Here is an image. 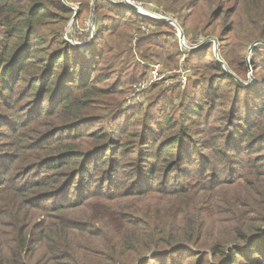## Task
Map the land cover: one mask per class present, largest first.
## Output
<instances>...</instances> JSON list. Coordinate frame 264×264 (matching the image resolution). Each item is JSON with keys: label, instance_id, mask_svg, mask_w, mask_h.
I'll return each mask as SVG.
<instances>
[{"label": "trees", "instance_id": "obj_1", "mask_svg": "<svg viewBox=\"0 0 264 264\" xmlns=\"http://www.w3.org/2000/svg\"><path fill=\"white\" fill-rule=\"evenodd\" d=\"M78 1L81 6L75 10L61 0H0V26L7 28L0 42V109L7 111L0 119V264H157L160 256L182 250L196 264H241L237 258L264 264V156L259 157L264 91L250 93L214 60L204 69L212 76L206 102L199 99L188 109L180 105L186 118L203 116L208 124L222 105L219 101L229 102L233 92L238 105L227 109L231 114L224 118L227 132L236 137L228 154H220L223 149L212 138L193 141L195 130L168 114L164 129L180 128L157 146L145 140V128L131 134L135 110L123 130L136 140L115 136L110 122L113 133L104 128L79 131L96 104L120 92L101 86L115 72H96L94 61L65 39L64 25L75 14L79 18L86 8L94 10L93 42L101 44L108 37L114 43L107 45L113 54L107 69L122 57L130 59L131 32L139 24L158 32L140 37L137 48L155 45L166 61H175L181 51L168 20L147 17L123 2L94 0L93 6V0ZM156 3L171 18L168 13L179 14L184 35L190 23L187 32L217 36L222 59L235 73L245 70L242 51L264 41V0ZM50 18H58V28L49 37L38 36L42 26L52 23ZM172 38L179 50L173 45L170 52L166 48ZM260 46L264 44L254 52ZM201 49L200 56L210 57L208 45ZM99 56L94 57L97 63L103 58ZM20 84L26 94L17 93ZM243 93L249 96L244 102ZM35 97L33 113L19 116L29 109L21 101ZM47 99L52 101L44 108ZM111 104L118 109L121 99ZM204 109L208 112L201 115ZM181 143L191 145L184 149ZM207 147L213 148L209 154ZM184 160L186 173L174 176ZM107 165L117 166L121 174L137 169V176L92 178Z\"/></svg>", "mask_w": 264, "mask_h": 264}, {"label": "rangeland", "instance_id": "obj_2", "mask_svg": "<svg viewBox=\"0 0 264 264\" xmlns=\"http://www.w3.org/2000/svg\"><path fill=\"white\" fill-rule=\"evenodd\" d=\"M113 2H122L125 0H112ZM127 1V0H126ZM130 1V0H129ZM133 1V0H131ZM130 1V2H131ZM159 2V0H156ZM156 1H146V2H137V5H140L145 11H150L152 13L157 14H163L166 17L173 19L177 22L178 27L184 34L183 25L181 24V19H179L178 13H168L171 16H174V18H171L167 14H165L163 8L159 6ZM62 4L65 7H71L75 10H78L81 6L80 1L78 0H61ZM136 2V1H135ZM91 4V3H90ZM126 4V3H125ZM95 5V2L93 0V6ZM136 5V3H135ZM91 8H86L85 12H82V15L78 18L75 14L73 18L65 23L64 25V31H65V39L72 43L73 45H76L80 48L82 53L85 54L86 58L90 61H94L96 69L95 71L101 72V74L109 73L110 75L112 72H115L114 75H111L110 79L108 81H105L101 83V86H105L107 88H112L114 90H117L120 93H117L116 95L109 96L108 99L109 102L101 101V103L96 104V107L91 110L92 114L84 119L80 125H78L79 131H84L86 133L92 132V131H99L101 129H105L108 132L113 133V128L109 125V122L112 126H115L114 135L118 136V138L122 137V139L125 141L127 138H130V140H136L137 137L130 136L127 137L124 134L125 125L127 123V120L130 118H133L132 116V110H135V116H134V124L129 128V130L133 131L131 134H137L135 132L142 130V128L146 129L145 132V140L150 141V143H155L154 146L158 145V142L160 140H164L170 136V134L176 133L177 130L180 128L178 126L177 128L173 130H166V126L164 129L165 117L168 114L169 116H172L173 119L184 122L185 124H188L190 128L195 130V133L192 134L193 141L198 138H204L209 139L212 138L214 141L219 144V149H223L220 154H228L232 152V145L231 142L236 138L233 135V132H227L228 127L226 118L229 117L231 114L230 110L227 111L231 106H237L238 104H233V92L231 91L229 93L230 101L227 102L225 100H220L219 102L222 104L218 111L213 114V118L210 121V123L205 124L203 120V116H200L201 118L197 119H191V117L186 118V116L189 115H183V109L181 111L180 105L183 106V108L188 109L191 107V105H195L197 101L200 99V102H206L207 100V94H208V82L209 79L212 77L209 72H204L205 66L208 64H211L215 61L217 63L223 62L225 64L224 69L228 72H230L235 79L239 81V83L243 86L249 87L250 93L257 92V91H264V47L260 46V49H256L254 52V49L250 53L251 47L256 44V47L259 45H263L261 41H257L253 43L249 48L242 51L241 56H243L245 59L244 61V68L245 70L242 72L235 73L230 67L223 61V57L221 55V47L219 40L217 36L213 35L211 38H208L207 36L204 37L201 34L195 35L189 29L190 23L186 26V34L184 35V40L187 42V44L190 46L188 49H184L182 46V42L180 40L179 32L177 31V27L173 25V29H175V36L178 37V43L180 48V56L177 57L172 61H166L165 58L162 56H159L157 54H160V49L157 48L155 45L150 44H144L142 46V49L137 48L138 40L140 37L145 36L147 34H152L154 32L157 33L158 29L156 28H150L148 25L145 24H139L134 30L131 32V57L130 59H125V57H122L116 65L112 69H107L106 64L110 59H112V52L109 51L110 46H107L108 44H114L111 42V38L105 37L101 40L100 43H94V37H95V31H96V24H95V13L94 10L90 12ZM83 11V10H82ZM181 12V11H180ZM187 10L184 9L182 11V14H186ZM139 13V12H138ZM177 17V18H176ZM184 19V18H183ZM52 23L50 25L42 26V29L38 31V36L43 37H49V34L51 36L52 29L58 28V26L55 27V24H58V18H50ZM56 21V23H55ZM191 29V28H190ZM7 30L6 27L0 26V42L5 37V31ZM186 36V37H185ZM160 40H162L160 38ZM116 42L119 41L117 38L115 40ZM209 42L208 44H205ZM175 39H169L168 46L166 49L172 52L171 50H174L172 47L175 46V49H178V44H176ZM216 43H218V57L215 53V46ZM177 45V46H176ZM201 45V46H200ZM208 45L211 49V55L210 57H205V55L200 56L202 54L199 53V51H202V47ZM197 46H200L197 48ZM192 48V49H191ZM197 48V49H193ZM101 50V51H100ZM104 50V51H103ZM207 50V48H206ZM187 51H195L194 53H191L188 55ZM100 52V56L103 55V58L99 59L100 62H96L94 60L96 54ZM104 52V54H103ZM194 54V55H193ZM204 54V51H203ZM99 56V57H100ZM185 58V59H184ZM184 59V60H183ZM89 61V62H90ZM157 63H161L162 65V72L164 73V77L153 83L149 88L142 91L140 93V101L136 102L132 106L126 105V99L130 95V93L134 89V85L142 82L144 80L150 79L152 75V70L154 68V65ZM118 64V66H117ZM174 64V66H172ZM98 65V68H97ZM144 65V67H142ZM186 72L188 74V80L185 86H182L180 79L182 76V73ZM97 78L101 75L97 74ZM142 77V78H141ZM141 78V79H139ZM139 79V80H138ZM138 80V81H136ZM136 81V82H134ZM133 85L131 86L130 84ZM218 82V81H217ZM230 83H225L223 86H226ZM231 88L234 89L235 85L231 83ZM23 85V84H22ZM21 84L16 87L17 93L20 94H26V89ZM131 86V89L129 91V88ZM129 92V93H128ZM21 96V95H20ZM20 96L17 97L20 99ZM243 102L248 99L249 96H247L245 93L241 95ZM16 98V95H15ZM121 99V104L118 107V109L115 108V105L111 104L115 102V100ZM195 100V102H191ZM52 100L47 99L44 104V108H47L48 104ZM23 105V109L28 107V111L24 114H19V116L27 117L29 113H33V109L36 105H38V102L35 98H31L28 101H21ZM139 107V108H138ZM0 108H1V102H0ZM138 108V109H136ZM221 110V111H219ZM134 112V111H133ZM203 114L206 115L207 110L204 109ZM7 113L6 110L1 111L0 109V119H3L5 114ZM183 117V119H182ZM144 118H147V122L144 123ZM4 130V129H3ZM205 131V133L199 134L197 131ZM207 130V131H206ZM36 136H33L35 138ZM5 140V139H4ZM0 143H3L0 141ZM191 143H181V146L185 149L187 146H190ZM215 146V144H213ZM208 148L205 150L206 153L209 154L210 151ZM175 151V150H174ZM119 154V153H117ZM148 155V153L146 154ZM264 156V149H262V152L260 153L259 157ZM212 161V160H211ZM224 162L222 161L221 164ZM187 162L184 160L182 161V164L177 167L175 170V175L186 173L185 167ZM196 164L193 166L195 168ZM106 167V171L104 172H97V175H95L92 178H114L116 173H120L121 178H136L137 173L136 170H134L132 173L130 172V169L128 172L119 171L117 166L114 167ZM139 168V165L136 166ZM135 167V168H136ZM113 169V170H112ZM184 169V170H183ZM222 167L217 168V172L220 173ZM33 175V174H31ZM105 175V176H104ZM96 188L98 187L95 186ZM248 248H244V250H247ZM248 251V250H247ZM189 252L182 250L178 253H174L171 255H162L159 257V262L157 264H164V262H168V264H181V263H187V264H196L194 262L193 258H187ZM185 259V262L183 261ZM211 261L212 264H226V261H214V260H207ZM237 262L240 261L241 264H247L242 263V261L237 258ZM207 264V263H205Z\"/></svg>", "mask_w": 264, "mask_h": 264}, {"label": "built area", "instance_id": "obj_3", "mask_svg": "<svg viewBox=\"0 0 264 264\" xmlns=\"http://www.w3.org/2000/svg\"><path fill=\"white\" fill-rule=\"evenodd\" d=\"M131 1V0H130ZM123 3H126L125 1H122ZM134 4L136 3L137 6V12L147 16V17H151L154 19H158V20H164L162 18L166 17L165 15H161V14H157V13H152L150 11H145L140 5H137V2L135 1H131ZM140 3V2H139ZM178 31V28H177ZM182 46L184 49H188L190 48V46L187 44V42L184 40V42L182 43ZM185 59V58H184ZM183 59V60H184ZM164 77V73L162 72V65L161 63H157L154 65V68L152 70V75L150 77V79L144 80L142 82H139L137 84L134 85V89L133 91L130 93V95L127 97L126 99V105L127 106H132L134 105L136 102L140 101V93L144 90H146L147 88H149L153 83H155L156 81L161 80ZM188 80V74L186 72L182 73L180 82L182 84V86H185Z\"/></svg>", "mask_w": 264, "mask_h": 264}, {"label": "water", "instance_id": "obj_4", "mask_svg": "<svg viewBox=\"0 0 264 264\" xmlns=\"http://www.w3.org/2000/svg\"><path fill=\"white\" fill-rule=\"evenodd\" d=\"M126 4L130 5L133 9H135L136 11H138L137 9V6L133 3V2H130L129 0L126 1ZM164 20H168L169 22H171L173 25H175L177 28H178V32H179V36H180V40L181 42L183 43L184 42V34L182 33V31L180 30V28L178 27V24L175 20L173 19H170L168 17H164L162 18ZM209 42L205 43V44H208ZM261 43L264 44V41H261ZM201 46V45H200ZM200 46H197L200 47ZM256 46V44H254L251 49H250V53L252 52V50L254 49V47ZM197 48H193V49H197ZM192 49V48H191ZM215 53H216V56L218 57V43H216V46H215ZM223 63V62H222ZM224 64V63H223ZM225 66V64H224Z\"/></svg>", "mask_w": 264, "mask_h": 264}]
</instances>
